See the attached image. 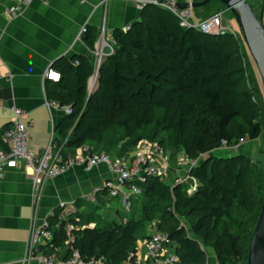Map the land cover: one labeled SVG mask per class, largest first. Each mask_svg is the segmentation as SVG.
<instances>
[{"label":"trees","instance_id":"obj_1","mask_svg":"<svg viewBox=\"0 0 264 264\" xmlns=\"http://www.w3.org/2000/svg\"><path fill=\"white\" fill-rule=\"evenodd\" d=\"M214 4L217 11L225 9L211 0L197 7L196 20L207 18H201L203 8ZM94 38L88 28L83 40L93 45ZM114 38L117 44L102 59L91 92L94 59L78 53L51 65L61 79L47 80L48 99L73 108L55 127L58 139H67L63 153L89 146L118 150L122 157L143 139L157 141L172 159L180 153L200 158L189 172L196 187L164 175L136 181L142 193L139 206L130 209L139 214L131 217L119 210L114 216L87 212L92 202L85 200L66 217L57 209L50 217L53 240L42 249L63 248L64 258L77 249L85 259L123 264L137 256L150 226L170 234L176 264H206L209 250L218 264H247L264 200V169L243 151L218 152L225 142L231 147L264 132V102L242 32L183 27L167 6L147 3L139 19L116 29ZM0 144L7 148L1 137ZM97 199H110L107 189Z\"/></svg>","mask_w":264,"mask_h":264},{"label":"crops","instance_id":"obj_2","mask_svg":"<svg viewBox=\"0 0 264 264\" xmlns=\"http://www.w3.org/2000/svg\"><path fill=\"white\" fill-rule=\"evenodd\" d=\"M13 3L0 0V137L3 140V129L12 126L14 109H21L24 119L32 123L29 147L38 153L52 133L57 134L55 127L66 114L62 107L49 105L56 101L47 97L46 70L58 57L78 53L96 63L94 51L103 30L110 41L116 29H126L139 19L142 7L136 0H33L17 16L8 17L5 10ZM84 26L95 37L93 45L78 39ZM105 52H109L108 47ZM97 75L95 70L88 79L90 92ZM136 151L137 147L126 157L133 159ZM111 155L119 157L118 150ZM180 157L169 163L168 176L174 180L186 174L179 166ZM151 163L162 164L159 159ZM113 176L106 164L89 169L75 164L37 186L22 166L5 167L0 175V264H45L38 259L24 260L31 228L41 225L57 209L66 217L78 209V202L89 201L87 196ZM190 183L196 186L197 182ZM140 240L138 255L143 257L146 240ZM57 252L63 256L65 250L58 248ZM208 254L206 264H218L213 251Z\"/></svg>","mask_w":264,"mask_h":264},{"label":"built area","instance_id":"obj_3","mask_svg":"<svg viewBox=\"0 0 264 264\" xmlns=\"http://www.w3.org/2000/svg\"><path fill=\"white\" fill-rule=\"evenodd\" d=\"M32 1L14 0V3L6 8L5 14L8 17H15ZM136 2L141 7L147 3L164 4L180 17L181 26L183 27L195 26L207 33H218L226 30L223 26V17L226 9H220L203 20L193 21L192 10H179L174 4L160 3L158 0H136ZM87 30L88 27L86 26L81 28L78 34L79 40L83 39ZM100 40V43L94 51L96 74H98V69L104 56L113 52L117 44L115 38H112L110 41L107 40L104 30L101 33ZM105 47H108V53L105 52ZM44 77L45 79L58 82L61 79V72L54 68H49L46 70ZM49 105L61 107L57 102H51ZM62 108L65 113L73 112L71 105ZM14 112L15 117L12 126L6 129L3 134V140L7 144V148L0 147V175H2L7 166H22L33 183L39 186L42 181L57 177L75 164L83 165L87 169L99 164H106L114 176L105 181L102 188L94 189L87 196V199L96 203L98 202L99 190L107 189L110 198L121 197L123 199L127 210H130L132 207L130 203L131 194L138 195L142 193V189L137 185L136 181L144 182L147 176L150 175L168 176V167L172 159L171 153L157 141H149L147 139L139 142L137 151L133 159L130 160L126 156L112 157L111 153L105 150H95L89 146L79 148L74 153L64 154L63 149L67 139H58L57 134L53 132L49 143L44 147L40 155L38 164H35V156L37 153L29 147L32 123L24 119L21 109L15 108ZM245 142L242 139L234 146L236 147ZM223 147H228L226 142ZM152 159H159L162 164H152ZM199 160L200 158H189L183 154L179 158V166L185 169L186 174L176 178L174 182L190 183V181H196L190 176L189 172L198 164ZM191 187L194 188L196 186L192 185ZM69 229L71 230V228ZM53 237L54 234L51 230L49 216L41 225H34L31 228L24 260L28 262L32 259H38L45 264H107L100 259H85L77 249L71 251L69 258L60 256L57 251L42 249L43 245L51 243ZM71 240H74V238H71ZM145 240L146 252L143 257L137 254L134 259L129 258L123 264H176L178 255L175 251V242L168 232L153 231L151 236Z\"/></svg>","mask_w":264,"mask_h":264},{"label":"water","instance_id":"obj_4","mask_svg":"<svg viewBox=\"0 0 264 264\" xmlns=\"http://www.w3.org/2000/svg\"><path fill=\"white\" fill-rule=\"evenodd\" d=\"M160 3L174 4L179 10H191L202 7L211 0L174 1L158 0ZM235 17L242 35L246 41L248 51L254 61L260 77L264 83V0L260 11L257 12L249 0H219ZM42 151L35 156L38 164ZM247 264H264V200L259 218L250 239Z\"/></svg>","mask_w":264,"mask_h":264},{"label":"rangeland","instance_id":"obj_5","mask_svg":"<svg viewBox=\"0 0 264 264\" xmlns=\"http://www.w3.org/2000/svg\"><path fill=\"white\" fill-rule=\"evenodd\" d=\"M249 1L253 4L256 11L259 12L263 0H249ZM218 8H219V6L217 4H214L210 7L203 8L202 13H201V18H205V17L210 16L211 14L215 13L218 10ZM196 9L197 8L191 9L192 14H193V17H192L193 21L196 20V18H195ZM223 26L226 30H231L234 32H241L240 27L238 26V23H237L235 17L231 13V11L227 10V9H226L224 17H223ZM250 59H251V63L253 65V67L256 70L257 86H258L259 92L261 93L262 100L264 102V83L260 77V74L256 68L254 61L252 60L251 55H250ZM95 66H96V63H95ZM241 151H243L249 155L252 154L253 159L258 161L259 164L261 165V167L264 169V132H263L262 136L256 140L246 141L245 143L237 145L236 147L235 146L234 147H223L218 152H222V154H225V155H230L232 153H237V152H241ZM179 155L182 156L183 153H180ZM191 185H193V184H191ZM138 197L139 196L137 194H131V196H130V203L134 209H135V207L137 208L139 206V202L137 201ZM89 205H91V207L89 208V210L87 212H96V214L98 216H100L102 213H105L108 216H114V215H116L117 210L120 211L121 215L127 216V217H131L133 215L137 216L139 214L138 209H136L135 212L127 210V208L123 202V199L121 197L110 198L107 201L101 200L99 202V204H96L95 202L89 203L87 205V207ZM98 205L100 206V208L97 207ZM183 222H184V224L187 225L186 220H183ZM150 230H152V229L150 226H148L146 232L149 233ZM140 241H142V237H141Z\"/></svg>","mask_w":264,"mask_h":264}]
</instances>
